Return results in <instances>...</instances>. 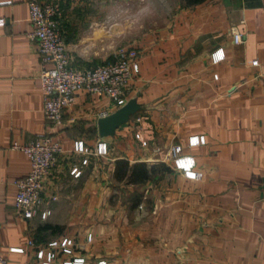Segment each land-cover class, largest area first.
I'll return each instance as SVG.
<instances>
[{
  "label": "crops",
  "instance_id": "obj_1",
  "mask_svg": "<svg viewBox=\"0 0 264 264\" xmlns=\"http://www.w3.org/2000/svg\"><path fill=\"white\" fill-rule=\"evenodd\" d=\"M51 1L62 9L66 51L76 67L110 60L125 44L116 40L115 25L105 24L114 13L93 10L97 0ZM0 18V255L8 264H39L37 246L66 236L74 240L72 252L59 254L54 264L74 257H84L83 264H264V0L187 4L174 13L170 27L140 39L139 71L125 95L139 109L106 136L98 132L99 112L117 107L86 89L64 108L60 124H48L40 54L27 36V0H0ZM236 31L243 36L238 43L232 38ZM217 48L224 58L213 62ZM42 132L63 148L43 186L44 195L56 199L44 205L51 210L45 219L24 218L14 207L13 181L28 172L30 162L11 144ZM191 135H204L205 142L190 146ZM77 139L88 153L73 150ZM100 140L107 152L96 155L92 150ZM172 144L194 158L200 179L173 167L167 156ZM117 159L162 162L169 169L127 183L114 176ZM74 165L81 168L77 177L69 172ZM118 186L155 198L153 220H142L132 232L126 228L122 248L112 223L99 220L101 213L116 211L106 200Z\"/></svg>",
  "mask_w": 264,
  "mask_h": 264
},
{
  "label": "built area",
  "instance_id": "obj_2",
  "mask_svg": "<svg viewBox=\"0 0 264 264\" xmlns=\"http://www.w3.org/2000/svg\"><path fill=\"white\" fill-rule=\"evenodd\" d=\"M27 6L31 25L27 36L36 44L40 54L41 66L38 77L43 95L42 110L48 124L55 126L62 122L64 108L73 102L76 92L80 89L107 97L117 108L123 105L126 102L128 84L139 71L138 50L134 46L121 45L115 49L110 60L91 67L78 68L70 61L66 51L68 35L60 26L62 18L60 5L51 0H27ZM3 24L4 19L0 18V25ZM232 38L235 43L243 40L242 34L237 31L233 32ZM223 58L224 53L221 48H217L212 53L213 62ZM252 63L256 64L257 61L252 60ZM213 76L217 77V74ZM107 113L106 110H102L99 115L105 116ZM204 142V135H191L187 144L192 146ZM11 147L20 149L30 162L28 172L13 181L16 187L14 207L24 218L39 215L45 219L51 210L44 205L49 199H56V196L44 195V182L63 148L48 132L38 133L22 144L12 142ZM73 150L89 152L82 139L73 142ZM106 152L107 145L102 140L98 141L92 150L96 155H103ZM167 156L172 161L173 167L181 171L185 177L191 179L202 177V171L194 168V158L184 154L180 144H172L167 150ZM86 162L87 158H82L81 164ZM69 172L77 177L81 173V168L74 165ZM87 238H91V233H88ZM28 244L34 245V241L28 240ZM74 244L73 238L66 236L61 240L52 239L46 244L38 245L35 254L41 259L39 264H54L59 254H71ZM9 249L23 251V247ZM83 263L84 257H74L72 260L61 262V264ZM0 264H8L6 258L1 255ZM97 264H105V260H99Z\"/></svg>",
  "mask_w": 264,
  "mask_h": 264
},
{
  "label": "rangeland",
  "instance_id": "obj_3",
  "mask_svg": "<svg viewBox=\"0 0 264 264\" xmlns=\"http://www.w3.org/2000/svg\"><path fill=\"white\" fill-rule=\"evenodd\" d=\"M106 2V0H97L93 6V10L95 9L96 12L104 13L113 12L114 14L121 10L131 11L139 5L140 0H111L108 6ZM186 5L185 0H157V14L145 22L142 28L139 24L127 19L115 24L116 40L118 39V42L124 40L125 44L123 45L134 46L137 49V42L143 39L145 35H155L170 27L174 13ZM123 32L129 34L124 35L125 37L123 38V35H121ZM163 183H166V180ZM143 195V192L139 188L128 193L118 186L114 195L106 200V204L113 206L116 211L101 213L99 220L112 223L113 237L118 242L120 248L124 247L123 244L120 245V239L126 228H128L129 232H132V230H137V224L141 223L142 220H153L155 213H152L150 208L155 199L154 195L149 194L147 197ZM124 204L127 205L125 210H119V206H124ZM135 206L136 208L134 209ZM153 240L154 237L149 238V241L153 242Z\"/></svg>",
  "mask_w": 264,
  "mask_h": 264
},
{
  "label": "trees",
  "instance_id": "obj_4",
  "mask_svg": "<svg viewBox=\"0 0 264 264\" xmlns=\"http://www.w3.org/2000/svg\"><path fill=\"white\" fill-rule=\"evenodd\" d=\"M186 4L199 3L204 0H185ZM169 169L162 162H153L147 164L146 162L139 161L129 164L125 159H117L115 161L114 176L117 180L125 179L127 183H142L150 179L158 172L167 171ZM49 227L57 228L56 225H49Z\"/></svg>",
  "mask_w": 264,
  "mask_h": 264
},
{
  "label": "clouds",
  "instance_id": "obj_5",
  "mask_svg": "<svg viewBox=\"0 0 264 264\" xmlns=\"http://www.w3.org/2000/svg\"><path fill=\"white\" fill-rule=\"evenodd\" d=\"M157 0H140L139 5L134 10H121L111 16L105 18V24L108 28L115 25L125 19L134 21L142 28L144 23L157 14ZM129 33H121V35H127Z\"/></svg>",
  "mask_w": 264,
  "mask_h": 264
},
{
  "label": "water",
  "instance_id": "obj_6",
  "mask_svg": "<svg viewBox=\"0 0 264 264\" xmlns=\"http://www.w3.org/2000/svg\"><path fill=\"white\" fill-rule=\"evenodd\" d=\"M139 109V105L134 99L128 100L113 112L98 119V132L101 136L112 134L122 123L126 122L131 114ZM262 188L264 193V176L262 177Z\"/></svg>",
  "mask_w": 264,
  "mask_h": 264
}]
</instances>
